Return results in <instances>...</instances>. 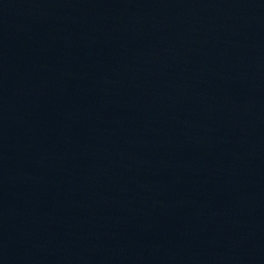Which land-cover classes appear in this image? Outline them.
<instances>
[{
    "label": "water",
    "instance_id": "obj_1",
    "mask_svg": "<svg viewBox=\"0 0 264 264\" xmlns=\"http://www.w3.org/2000/svg\"><path fill=\"white\" fill-rule=\"evenodd\" d=\"M0 264H264V0H0Z\"/></svg>",
    "mask_w": 264,
    "mask_h": 264
}]
</instances>
